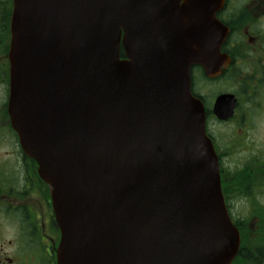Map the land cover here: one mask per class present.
Returning a JSON list of instances; mask_svg holds the SVG:
<instances>
[{
    "label": "water",
    "instance_id": "water-1",
    "mask_svg": "<svg viewBox=\"0 0 264 264\" xmlns=\"http://www.w3.org/2000/svg\"><path fill=\"white\" fill-rule=\"evenodd\" d=\"M12 1L9 112L51 191L57 264H231L190 89L218 58L215 0Z\"/></svg>",
    "mask_w": 264,
    "mask_h": 264
},
{
    "label": "flooded vegetation",
    "instance_id": "flooded-vegetation-1",
    "mask_svg": "<svg viewBox=\"0 0 264 264\" xmlns=\"http://www.w3.org/2000/svg\"><path fill=\"white\" fill-rule=\"evenodd\" d=\"M12 0H0V264H57L60 228L39 164L22 149L9 112ZM217 61L190 69L192 96L240 235L232 264H264V0H215Z\"/></svg>",
    "mask_w": 264,
    "mask_h": 264
},
{
    "label": "trees",
    "instance_id": "trees-1",
    "mask_svg": "<svg viewBox=\"0 0 264 264\" xmlns=\"http://www.w3.org/2000/svg\"><path fill=\"white\" fill-rule=\"evenodd\" d=\"M122 57H124V54H123V52H122Z\"/></svg>",
    "mask_w": 264,
    "mask_h": 264
}]
</instances>
